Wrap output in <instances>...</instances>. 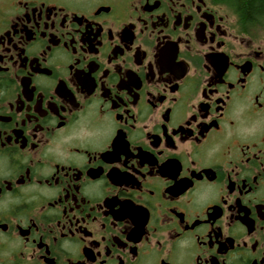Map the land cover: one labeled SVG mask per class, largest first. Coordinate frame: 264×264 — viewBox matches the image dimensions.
I'll use <instances>...</instances> for the list:
<instances>
[{"label": "flooded vegetation", "instance_id": "af4514ba", "mask_svg": "<svg viewBox=\"0 0 264 264\" xmlns=\"http://www.w3.org/2000/svg\"><path fill=\"white\" fill-rule=\"evenodd\" d=\"M0 264H264V9L0 0Z\"/></svg>", "mask_w": 264, "mask_h": 264}, {"label": "trees", "instance_id": "16d2710c", "mask_svg": "<svg viewBox=\"0 0 264 264\" xmlns=\"http://www.w3.org/2000/svg\"><path fill=\"white\" fill-rule=\"evenodd\" d=\"M245 20H253L264 9V0H230Z\"/></svg>", "mask_w": 264, "mask_h": 264}]
</instances>
